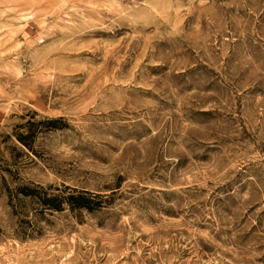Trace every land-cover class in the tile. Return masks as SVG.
I'll return each mask as SVG.
<instances>
[{"label":"rangeland","instance_id":"374dc122","mask_svg":"<svg viewBox=\"0 0 264 264\" xmlns=\"http://www.w3.org/2000/svg\"><path fill=\"white\" fill-rule=\"evenodd\" d=\"M0 264H264V0H0Z\"/></svg>","mask_w":264,"mask_h":264},{"label":"trees","instance_id":"16d2710c","mask_svg":"<svg viewBox=\"0 0 264 264\" xmlns=\"http://www.w3.org/2000/svg\"><path fill=\"white\" fill-rule=\"evenodd\" d=\"M33 125V122L29 121L26 126H29V131L27 134H16V139L25 147L30 148V145L28 143L30 134L33 132L31 130V126ZM66 189H70L69 187H66ZM72 191H65L63 192V195H50L46 192H40L36 188H31L27 186H22L18 188V192L21 193L23 196H30L33 198H37L39 203L43 206L42 210H51V211H59L62 210V204L66 203L69 205L72 209L73 208H86V209H92L95 206H100V203L98 201H94V197L98 198L97 196L90 195L87 191H76L74 189H71ZM93 197V198H92ZM15 198V197H14ZM11 196V200H12ZM19 204L16 203V205L12 204V208H14V212L18 214H23V210L21 209V206L18 207ZM18 207V209H17ZM26 224H28L29 228L33 230V223L31 221H24ZM30 231H20L22 236H30L33 233Z\"/></svg>","mask_w":264,"mask_h":264}]
</instances>
